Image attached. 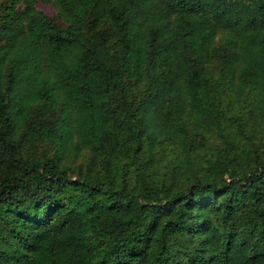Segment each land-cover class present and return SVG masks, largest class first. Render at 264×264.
I'll use <instances>...</instances> for the list:
<instances>
[{
	"label": "trees",
	"instance_id": "1",
	"mask_svg": "<svg viewBox=\"0 0 264 264\" xmlns=\"http://www.w3.org/2000/svg\"><path fill=\"white\" fill-rule=\"evenodd\" d=\"M35 1L0 6V264H264V0Z\"/></svg>",
	"mask_w": 264,
	"mask_h": 264
},
{
	"label": "rangeland",
	"instance_id": "2",
	"mask_svg": "<svg viewBox=\"0 0 264 264\" xmlns=\"http://www.w3.org/2000/svg\"><path fill=\"white\" fill-rule=\"evenodd\" d=\"M8 3H9V0H0V6L2 7V11H4L3 6L7 5ZM15 7H18V8L22 7V3L15 4ZM33 7L35 10H38L43 14H49L50 15V14L54 13L50 4L44 3L41 0H36L35 3L33 4Z\"/></svg>",
	"mask_w": 264,
	"mask_h": 264
}]
</instances>
